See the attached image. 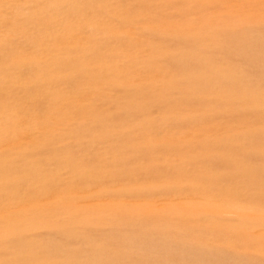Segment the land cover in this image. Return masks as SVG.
Instances as JSON below:
<instances>
[{
  "label": "rangeland",
  "instance_id": "1",
  "mask_svg": "<svg viewBox=\"0 0 264 264\" xmlns=\"http://www.w3.org/2000/svg\"><path fill=\"white\" fill-rule=\"evenodd\" d=\"M0 264H264V0H0Z\"/></svg>",
  "mask_w": 264,
  "mask_h": 264
}]
</instances>
